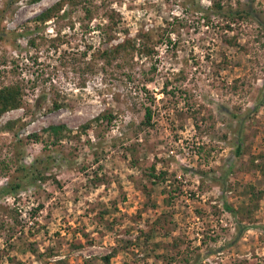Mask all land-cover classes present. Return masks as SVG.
I'll use <instances>...</instances> for the list:
<instances>
[{
  "label": "rangeland",
  "instance_id": "1",
  "mask_svg": "<svg viewBox=\"0 0 264 264\" xmlns=\"http://www.w3.org/2000/svg\"><path fill=\"white\" fill-rule=\"evenodd\" d=\"M57 1L0 0V83L24 93L0 115V186L55 159L0 197V264H264V0H220L242 18L90 0L34 19Z\"/></svg>",
  "mask_w": 264,
  "mask_h": 264
},
{
  "label": "trees",
  "instance_id": "2",
  "mask_svg": "<svg viewBox=\"0 0 264 264\" xmlns=\"http://www.w3.org/2000/svg\"><path fill=\"white\" fill-rule=\"evenodd\" d=\"M13 1L15 0H9L7 5H9V3ZM31 1L35 2L39 0H31ZM64 1H67V3H70L74 6H77V5L83 6L88 16H91L93 13L92 10L90 9L91 5L88 2L90 0H59L50 8L36 15L34 19L38 22L39 21L45 22L52 15V10L55 7L57 8L58 6H60ZM213 4H214L213 6L214 10L212 9V7L204 8V10L206 11L212 10L216 14H222V15L230 14V16H233L234 18L235 16L242 18V15H243L242 11L233 10V9H225L221 5L220 0H213ZM196 5H197V8H200L198 6V3H196ZM63 12H64L63 14L66 15V11H63ZM110 16L112 17L111 14ZM115 24H117V22L112 18L111 24L108 27L112 28V26H114ZM0 33L3 34V31H1ZM133 40L134 39H125L123 43L117 44L114 47L101 51L100 55L106 56L108 58L109 57L114 58L115 54H120L123 51L127 52L128 48L134 49L135 42ZM141 47H143V49L145 48L144 45H142ZM23 94L24 93H23L20 83H8V84L0 83V115L3 112H6V111H9L11 109L18 108L19 106H21L22 100H23ZM45 98H46L45 94L38 95L35 99V104L37 103V106H39L42 100H44ZM59 106L60 105L55 104V107H59ZM150 119H151V107L146 106L145 107V122L149 124ZM49 129L53 132L54 135H56V140H58V138L61 136V132H64L66 127L64 125H51ZM240 152H241V145L238 143L236 145L235 153L236 155H239ZM261 159L262 161L259 163L258 168L260 172L264 174V157H262ZM54 162H55L54 156L47 155L45 157L41 156V157L35 158L33 162L30 164L23 163V162L20 163L17 167L18 174H16L13 178L7 180L3 185L0 186V197L6 196V195H16L21 190H23L27 185H34L37 182V180H42L45 174L43 173V171L48 170L50 168V165ZM38 163H40V166H42V168H39L40 166L38 167ZM222 205L227 211L231 213L235 212L233 207L229 205L226 201H223ZM104 259L108 261L109 256L107 255L104 256Z\"/></svg>",
  "mask_w": 264,
  "mask_h": 264
}]
</instances>
